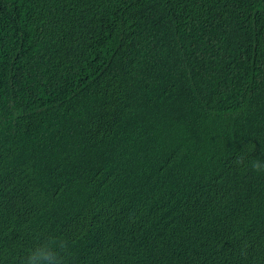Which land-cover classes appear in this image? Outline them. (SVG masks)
I'll return each mask as SVG.
<instances>
[{
	"label": "trees",
	"instance_id": "1",
	"mask_svg": "<svg viewBox=\"0 0 264 264\" xmlns=\"http://www.w3.org/2000/svg\"><path fill=\"white\" fill-rule=\"evenodd\" d=\"M256 160L264 0H0V264H264Z\"/></svg>",
	"mask_w": 264,
	"mask_h": 264
},
{
	"label": "clouds",
	"instance_id": "2",
	"mask_svg": "<svg viewBox=\"0 0 264 264\" xmlns=\"http://www.w3.org/2000/svg\"><path fill=\"white\" fill-rule=\"evenodd\" d=\"M235 163L242 165L244 163L243 158H238ZM251 167L257 173L264 172V162L260 160L252 162ZM67 247V240L54 237L49 238L31 249L25 257L23 264H64L61 253Z\"/></svg>",
	"mask_w": 264,
	"mask_h": 264
}]
</instances>
